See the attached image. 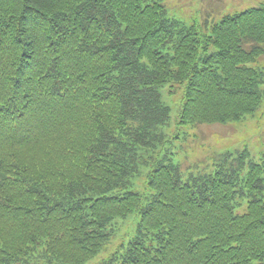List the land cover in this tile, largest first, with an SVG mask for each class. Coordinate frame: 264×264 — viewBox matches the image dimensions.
Here are the masks:
<instances>
[{"label": "trees", "instance_id": "obj_1", "mask_svg": "<svg viewBox=\"0 0 264 264\" xmlns=\"http://www.w3.org/2000/svg\"><path fill=\"white\" fill-rule=\"evenodd\" d=\"M206 23L0 0V264H264V153L182 143L262 105L264 6Z\"/></svg>", "mask_w": 264, "mask_h": 264}, {"label": "rangeland", "instance_id": "obj_2", "mask_svg": "<svg viewBox=\"0 0 264 264\" xmlns=\"http://www.w3.org/2000/svg\"><path fill=\"white\" fill-rule=\"evenodd\" d=\"M146 2H161L165 5L170 16L179 19L185 24H194L200 29L209 22L217 21L222 15L235 14L242 10L264 6V0H145ZM264 67V64H261ZM168 83L160 87L162 99L170 106L171 117L178 107L173 104V99H179L181 91L175 86L172 94H168ZM175 94V95H174ZM172 118H175L173 116ZM171 118V119H172ZM187 135L182 138L183 148L187 152L186 161L197 163L215 146H247L251 152L260 155L264 153V101L252 119H244L239 123L199 125L191 128L190 125L182 128ZM176 133L173 128L169 131ZM185 137V139H184ZM176 143V140H174ZM181 139L177 140L180 143ZM178 144L174 157L184 155L185 150ZM258 152V153H257ZM185 161V162H186ZM185 162L181 163L185 167ZM199 163V162H198ZM136 222V218H132ZM105 255V254H103ZM97 260L94 261L95 264Z\"/></svg>", "mask_w": 264, "mask_h": 264}]
</instances>
